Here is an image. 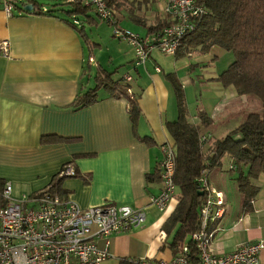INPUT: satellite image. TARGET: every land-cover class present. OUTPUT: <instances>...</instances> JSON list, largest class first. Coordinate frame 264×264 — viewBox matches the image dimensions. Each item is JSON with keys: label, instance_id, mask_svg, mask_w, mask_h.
Here are the masks:
<instances>
[{"label": "crops", "instance_id": "1", "mask_svg": "<svg viewBox=\"0 0 264 264\" xmlns=\"http://www.w3.org/2000/svg\"><path fill=\"white\" fill-rule=\"evenodd\" d=\"M4 1L0 0V41H8L9 55L0 53V179L12 182L15 198L31 196L44 190L66 164L62 170L70 167L75 174L62 178L63 198L82 208L112 203L145 213L140 227L111 236V257L101 264L137 257L170 261L176 253L171 246L176 226L168 232L163 227L175 209L179 189L175 188L177 197L174 192L163 210L151 204L149 196L161 190L162 146L173 144L166 122L178 116L169 76L183 87L180 79L152 53L143 65L134 66L133 51L126 42L107 58L94 59L90 50L100 46V40L93 30L103 22L93 9L74 18L63 11L21 15L14 10L7 16ZM39 1L44 8L68 2ZM165 1L149 0L138 9H122L115 13L116 20L146 36L150 28L167 21ZM171 56L173 60L165 59L178 60ZM126 73L131 76L129 90L137 96L139 113L134 121L127 99L98 85L101 78L123 81ZM209 84L216 92L229 91L214 97L219 115L237 94L231 87L222 88L214 81ZM95 88V101L74 107L78 96ZM208 116L211 123L216 120L213 114ZM191 120L199 122L197 115ZM216 168L207 175L208 184L222 192L225 211L209 223L210 248L215 254H226L244 242L264 240V174L255 181L258 190L251 202L244 203L235 181ZM259 261L264 264V250Z\"/></svg>", "mask_w": 264, "mask_h": 264}, {"label": "trees", "instance_id": "2", "mask_svg": "<svg viewBox=\"0 0 264 264\" xmlns=\"http://www.w3.org/2000/svg\"><path fill=\"white\" fill-rule=\"evenodd\" d=\"M67 1L52 3L50 8H44V3L39 0L4 2L10 3L12 11L17 10L21 15H53L57 11H63L74 18L77 13L83 14L85 10L93 9L85 0ZM147 1L149 0H106L114 16L122 9H138ZM201 1L207 9L206 13L194 24V29L181 38L174 53L175 59L193 51L206 53L214 47L231 52L232 62L209 80L222 88L231 87L237 95L255 97L261 107L259 111H249L223 137L213 138L210 134L206 136L205 129L211 123V118L204 110H200L197 114L199 122L194 123L187 112L181 84L169 76L176 97L178 116L175 120L166 122V129L173 141L174 183L179 189V196L175 209L163 228L168 232L176 226L171 245L176 249L175 252L182 245L192 247L191 235L198 228L199 209L204 200V195H199V178L202 174L208 175L212 168L219 167L222 159L227 157L229 168L226 172L235 181L244 203L251 202L258 190L255 181L260 174H264V0ZM26 4H31L30 10L24 9ZM136 20L142 21L139 18ZM65 21L76 24L71 19ZM166 24L167 21L163 25ZM160 27L150 28L149 34ZM98 85L107 87L115 96L125 97L130 117L135 120L139 113L137 96L128 92V82L124 79L113 81L111 78H101ZM95 94L96 88L86 90L75 99L74 107L92 103L96 100ZM61 171L53 175L44 191L56 193L63 198L60 184L64 175L60 174ZM41 192L43 190L33 196ZM117 264L132 263L121 259Z\"/></svg>", "mask_w": 264, "mask_h": 264}, {"label": "built area", "instance_id": "3", "mask_svg": "<svg viewBox=\"0 0 264 264\" xmlns=\"http://www.w3.org/2000/svg\"><path fill=\"white\" fill-rule=\"evenodd\" d=\"M97 17L111 25L117 22L106 0H85ZM7 16L11 4L3 2ZM201 0H166L163 11L167 24L146 36L130 30L114 28L113 36L126 41L133 51L134 66L143 65L152 50L174 55L180 40L194 29V24L206 13ZM0 53L9 55V43L0 41ZM93 62L92 58L89 59ZM159 71V68H156ZM123 79L129 82L131 76ZM128 92L130 90L128 89ZM204 140V137L201 138ZM160 163L161 190L149 196V202L159 210L172 198L175 163L172 146H162ZM61 175H74L66 167ZM204 195L199 209L197 230L191 235L192 247L182 245L170 261L147 257L128 259L132 264H260L264 240L247 241L232 252L215 254L210 248L209 223L222 217L225 203L222 192L211 189L207 175L199 178ZM145 220L142 209L105 203L82 208L56 193L44 191L33 196L12 194V182L0 179V264H101L111 257L109 250L113 234L140 227Z\"/></svg>", "mask_w": 264, "mask_h": 264}, {"label": "rangeland", "instance_id": "4", "mask_svg": "<svg viewBox=\"0 0 264 264\" xmlns=\"http://www.w3.org/2000/svg\"><path fill=\"white\" fill-rule=\"evenodd\" d=\"M113 17L116 20V17ZM100 26L101 27L99 29L93 30L95 33H97L96 39L98 41L100 40V46L94 45V47L91 48L90 53L94 59L103 60L104 58L108 57L110 51L120 48V46H124L126 42L113 36L114 28H119L122 30L130 29L123 27L120 22H117L115 25L103 22ZM87 31H89V29ZM156 51L158 50H152L151 55L156 58V61L164 69H170V71H174L180 79V82L183 84L182 88L183 90L185 89L183 94L188 114L190 116L197 115L199 108L205 109L208 115L213 114V117L216 120L210 123L207 127L208 129H206V131L209 132L213 138L223 137L230 129L236 127V125H238L244 119L249 111L260 110V102L255 97L235 95L237 98H234L229 103L230 105L227 106L222 113L217 115L218 109L217 105L215 104L216 101L214 100V97L216 95L224 96L228 94L229 91L222 90L216 92L217 90L215 87L209 84V82H213L210 81L209 78L217 76L229 65V63L232 62L233 54L231 52L214 47L206 53L193 51L189 55H186L176 61H169L167 59L172 58L171 55H165L159 51L156 53ZM149 59L150 58H148V60ZM157 67L158 66H155V69ZM191 80L194 81V85L192 84ZM203 105L205 106L202 107ZM222 119L224 121H222ZM218 124L219 126H217ZM219 168V172L228 174V172H226L229 168V160L227 157L222 159ZM175 195L177 197V191L175 192Z\"/></svg>", "mask_w": 264, "mask_h": 264}, {"label": "water", "instance_id": "5", "mask_svg": "<svg viewBox=\"0 0 264 264\" xmlns=\"http://www.w3.org/2000/svg\"><path fill=\"white\" fill-rule=\"evenodd\" d=\"M31 4H26L25 6H24V9L25 10H30L31 9ZM203 194V192L202 191H199V195H202Z\"/></svg>", "mask_w": 264, "mask_h": 264}]
</instances>
